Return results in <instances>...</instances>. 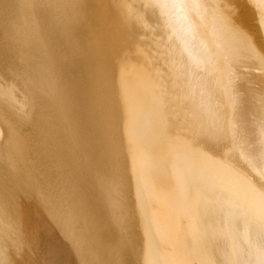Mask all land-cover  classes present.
<instances>
[{"label": "bare ground", "instance_id": "6f19581e", "mask_svg": "<svg viewBox=\"0 0 264 264\" xmlns=\"http://www.w3.org/2000/svg\"><path fill=\"white\" fill-rule=\"evenodd\" d=\"M0 264H264V0H0Z\"/></svg>", "mask_w": 264, "mask_h": 264}]
</instances>
